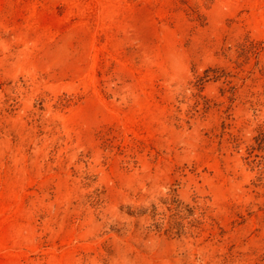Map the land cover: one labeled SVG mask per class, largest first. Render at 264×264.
Returning <instances> with one entry per match:
<instances>
[{
	"label": "rangeland",
	"instance_id": "1",
	"mask_svg": "<svg viewBox=\"0 0 264 264\" xmlns=\"http://www.w3.org/2000/svg\"><path fill=\"white\" fill-rule=\"evenodd\" d=\"M0 264H264V0H0Z\"/></svg>",
	"mask_w": 264,
	"mask_h": 264
}]
</instances>
